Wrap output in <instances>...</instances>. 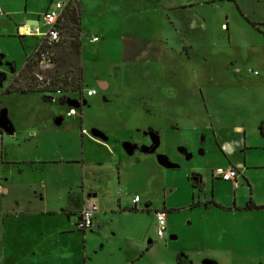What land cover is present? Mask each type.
<instances>
[{
	"label": "rangeland",
	"instance_id": "374dc122",
	"mask_svg": "<svg viewBox=\"0 0 264 264\" xmlns=\"http://www.w3.org/2000/svg\"><path fill=\"white\" fill-rule=\"evenodd\" d=\"M91 2L95 5L88 8ZM41 4L36 2L37 7ZM82 6L83 33L82 25L79 32L62 27L57 68L60 74L81 76L83 89L75 81L69 96L40 93L31 88V72L23 71L13 77V85L29 92L6 93L9 81L0 75V129L10 130L7 135L15 131L23 135L49 127L42 129L53 132L43 136L46 150L63 138L69 151L82 156V135L96 137L101 146L99 142L93 146L99 152L105 151L102 144L109 149L107 163L138 169L130 190L152 203L156 214L166 211L168 222H176L173 235L178 240L171 241L169 226V244L181 247L185 243L190 248L205 244L215 249L235 245L239 249V242L224 241L217 236L219 226L202 218L204 210L193 202L194 196L198 200L205 193L194 187L193 175L197 172L208 178V196L215 183L221 198L229 201L232 188L211 177L216 168L230 164L212 128H222L220 132L229 139L235 125L245 124L252 144L264 140L259 129L264 122V0H119L116 6L109 0H84ZM94 36L101 41L91 43ZM26 39L0 40L4 50L0 54L6 58L0 74L5 69L12 76L16 66L21 68L25 53L33 55L39 37ZM104 82L108 90L99 87ZM90 87L98 88L99 94L85 98L88 103L78 108L82 92L85 95ZM73 109L77 116L71 114ZM9 137L2 146L0 136V157ZM116 148L118 154L113 152ZM240 179L242 187L237 192L244 195L243 189L249 187L242 173ZM126 192L120 189L118 196L125 198ZM149 216L142 217L141 225L147 226L152 239L158 227ZM263 226L252 222L258 234L253 251L238 252L236 264H264V232H257ZM88 235V264L123 261L120 255H110L113 250L102 238H95L90 230ZM70 239L77 241L82 253L84 232L77 230ZM174 249L171 264H231L219 263L217 255L216 259L213 254L188 251L187 257ZM231 254L226 253L228 260ZM242 256L250 258L238 261ZM58 262L37 259L11 264H62ZM0 264L10 262L1 260Z\"/></svg>",
	"mask_w": 264,
	"mask_h": 264
},
{
	"label": "crops",
	"instance_id": "0c3cea01",
	"mask_svg": "<svg viewBox=\"0 0 264 264\" xmlns=\"http://www.w3.org/2000/svg\"><path fill=\"white\" fill-rule=\"evenodd\" d=\"M39 1L42 4L37 7L36 2ZM62 1L65 0H0V40L15 37L27 40L28 37L38 36L36 46H39L42 35L48 30L43 15L55 9L56 4ZM83 1L80 0L76 6H71L77 8L81 15L82 33ZM109 2L116 6L119 0H109ZM97 4V7L101 5L99 2ZM93 5L95 4L89 3L88 8ZM32 22L39 24L31 25ZM35 29H38L39 33L32 35L31 32ZM94 37L99 38L96 43L101 41L99 36ZM90 42L95 43L92 39ZM3 51L1 48L0 53ZM29 53L30 51L25 53L26 59L21 68L16 66L12 76L6 73L5 69L0 74L5 75L7 78L5 80L9 81L7 89L13 84L15 79L13 77L24 71L29 61ZM5 59L0 54V64L5 63ZM31 64L33 70L38 68L32 62ZM104 84L106 88L103 90H108L110 86L105 82ZM7 89L6 93L29 92L25 90L8 92ZM58 127L61 128L60 125ZM262 128L264 122L259 126L260 134L264 136ZM42 129L49 127L31 129L23 135L17 131L7 135L6 131L4 133L0 129L2 146L5 139L10 136L0 157V261L11 264V262H35L37 259H45L47 263L60 261L62 264H88L89 230L94 233L95 238H102L105 245H109L113 250L110 252L111 256L120 255L118 258H124L123 261L115 264H171L172 246L175 248V253L180 252L187 257L190 255L188 251L201 256L209 253L213 254L214 258H216L214 255H217L218 259H216L219 263L224 261L231 264H236L234 260L238 257L236 256L238 252L253 251V240L258 234L254 233L252 222L264 223V208L249 209L247 205L253 200L257 206L264 207V140L252 144L246 132L247 125H235L232 129L233 135L229 139L220 132L222 128H216L217 131L212 129L214 133H218V136L217 134L215 136L218 148L230 161L228 167H237L249 188H244V195H239L237 191L242 187L240 178L238 180L241 186L236 189L233 183L215 179L212 173L211 177L215 181L225 182V187L232 188L233 194L230 195L229 201H224L215 183L211 196H208V178L202 173L195 172L201 175L203 180L202 186L197 188H201L200 191L205 194L198 200L194 198L193 202L195 206L204 210L203 219H211L207 222L219 226V229H216V232H219L217 236H223V240L226 239L233 245L239 242L241 244L239 249L235 245L228 246L227 249L221 247L215 249L205 244H194L197 248L187 247L185 243L181 247L178 244H169L167 240L169 226L171 241L178 240V236L173 235L176 222L173 219L171 223L168 222L167 233L162 238L158 235L159 223L152 203L141 197L140 202L134 204V198L139 196L138 192L134 193L130 190L134 188L133 175L135 176L138 170L135 166H116L107 163L108 154L111 156L109 149L102 144L101 149L105 150V154L99 152V148L93 146L98 142L100 145L99 139L90 135L87 137L82 135L83 156L69 151L63 138H60L52 149L46 150L43 136L51 135L53 132L45 133ZM240 135L242 138L239 137ZM89 148L92 149L91 152ZM113 152L119 153L117 148L113 149ZM123 188L127 191L126 199L118 196V191ZM92 203L98 205L99 211L96 213L93 226L85 229L80 226L81 212L86 204ZM148 214L149 217H153L152 225L158 227L152 239L147 226L141 225L142 217ZM192 221L194 222L193 218ZM77 230L84 232L86 237V245L82 253L77 241L70 239ZM258 231L264 232V226ZM227 252L232 253L229 255V260L225 256ZM240 259H238L240 262L248 261L247 256H242ZM186 262L184 263H194ZM206 263L214 264L210 261Z\"/></svg>",
	"mask_w": 264,
	"mask_h": 264
},
{
	"label": "built area",
	"instance_id": "2783aa9c",
	"mask_svg": "<svg viewBox=\"0 0 264 264\" xmlns=\"http://www.w3.org/2000/svg\"><path fill=\"white\" fill-rule=\"evenodd\" d=\"M80 0H65L58 2L54 10H49L43 15L44 22L48 27L46 33L42 35V41L38 48L35 50L33 55L29 57L34 65L38 68L33 70L31 78V88L40 93H52L62 95V97L69 96V93L74 92L73 87L75 86V74L64 75L60 74L57 66V47L61 44L63 40L64 28L61 27L60 20L62 19L64 11L71 7L76 6ZM38 29L31 32L32 35L38 34ZM99 38L94 37L92 42H98ZM84 80H80V88L83 89ZM101 89H104L105 84H99ZM98 88H89L86 90L85 95L82 92V103L78 102V108L86 105L85 98H93L99 94ZM77 109L71 110L72 115H77ZM264 134V130L262 131ZM213 177L215 179H221L225 182H231L234 187L238 189L241 184L239 182L240 171L237 167H218L213 171ZM140 202V197L136 196L134 198V204ZM99 211V207L96 203L86 204L81 212L80 226L82 228H90L94 224V218L96 213ZM157 219L159 223L158 235L160 237H165L168 230V220L166 211H157Z\"/></svg>",
	"mask_w": 264,
	"mask_h": 264
},
{
	"label": "trees",
	"instance_id": "16d2710c",
	"mask_svg": "<svg viewBox=\"0 0 264 264\" xmlns=\"http://www.w3.org/2000/svg\"><path fill=\"white\" fill-rule=\"evenodd\" d=\"M60 24H61V27L64 26L65 29H68L71 32H75V31H78L79 32L81 30V15L78 12V9L77 8L68 7L64 11V13H63L62 19L60 20ZM74 46H76L75 43H74ZM57 55H58V52H57ZM24 71H29V72L33 73L32 64H31V61L30 60L28 61L27 65H26V67L24 69ZM81 75H82V73H81ZM81 79H82L81 76H78V78H77V76H75V80L78 82V85H79ZM14 82H15V80H14ZM14 82H13V84H14ZM13 84H11L8 87V89H7L8 92H20V91H24L21 88L15 89ZM76 84L77 83H75V85ZM263 130H264V128H262V131ZM193 179L195 181L193 183L194 184V187H201L202 186L203 180H202V176L201 175L194 174L193 175ZM218 206H220V205H218ZM247 208H249V209H262L264 207L257 206L253 202V200H251L248 203Z\"/></svg>",
	"mask_w": 264,
	"mask_h": 264
},
{
	"label": "water",
	"instance_id": "95a60500",
	"mask_svg": "<svg viewBox=\"0 0 264 264\" xmlns=\"http://www.w3.org/2000/svg\"><path fill=\"white\" fill-rule=\"evenodd\" d=\"M38 24H39V22H32V23H31V25H35V26L38 25ZM0 128H1V127H0ZM2 129H3V128H2ZM4 130H5V129H4ZM5 131H10V130H5ZM12 133H13V132H12ZM12 133H11V134H12Z\"/></svg>",
	"mask_w": 264,
	"mask_h": 264
},
{
	"label": "flooded vegetation",
	"instance_id": "af4514ba",
	"mask_svg": "<svg viewBox=\"0 0 264 264\" xmlns=\"http://www.w3.org/2000/svg\"><path fill=\"white\" fill-rule=\"evenodd\" d=\"M80 218H81V216H80Z\"/></svg>",
	"mask_w": 264,
	"mask_h": 264
}]
</instances>
